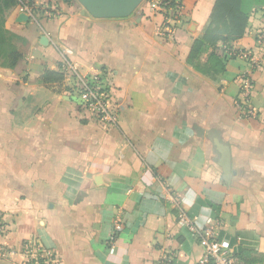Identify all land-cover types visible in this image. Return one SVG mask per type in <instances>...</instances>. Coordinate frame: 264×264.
I'll return each instance as SVG.
<instances>
[{
    "label": "crops",
    "instance_id": "obj_1",
    "mask_svg": "<svg viewBox=\"0 0 264 264\" xmlns=\"http://www.w3.org/2000/svg\"><path fill=\"white\" fill-rule=\"evenodd\" d=\"M130 1L125 18L94 17L92 0H34L57 11L40 21L6 12L21 58L0 62V264H24L30 240L60 264H203L180 211L232 253L264 257V66L232 52L263 55L264 6L184 0L168 31L148 0ZM65 61L107 75L113 125L69 95Z\"/></svg>",
    "mask_w": 264,
    "mask_h": 264
},
{
    "label": "built area",
    "instance_id": "obj_2",
    "mask_svg": "<svg viewBox=\"0 0 264 264\" xmlns=\"http://www.w3.org/2000/svg\"><path fill=\"white\" fill-rule=\"evenodd\" d=\"M152 11L161 15L165 21V29L173 30L178 21H182L184 17V0H148ZM174 1V4H171ZM25 11L33 21L43 19H52L57 16V11L53 6H47L45 9H36L34 5H22ZM256 50L263 53L260 58L255 57V52L243 50L234 52L239 58L245 60L252 67L264 66V30L257 34ZM230 50V49H229ZM66 73L69 75L70 87L69 95L75 97L79 107L85 111H90L95 119L107 126L115 123V114L111 111L112 90L107 75L101 72L99 75L86 76L77 71L68 61L64 62ZM239 87L242 97L250 101L252 82L247 75L239 78ZM178 223L182 227L192 231L194 237L200 241L205 247L203 264H242L240 258L223 247L218 241L217 228L212 225L211 221L203 229H197L192 221L187 217L185 212L178 213ZM7 233V225L0 216V239ZM23 255L25 256L24 264H30L36 260L35 254L45 253V250L37 240H30L23 244ZM6 253L5 248L0 245V258ZM34 254V255H33ZM170 256L166 257V264L172 263ZM42 264H60L54 256L41 259Z\"/></svg>",
    "mask_w": 264,
    "mask_h": 264
},
{
    "label": "trees",
    "instance_id": "obj_3",
    "mask_svg": "<svg viewBox=\"0 0 264 264\" xmlns=\"http://www.w3.org/2000/svg\"><path fill=\"white\" fill-rule=\"evenodd\" d=\"M34 0H0V62L6 67H15L17 62L20 60L21 55L16 51L13 45V36L9 32L7 27L6 12L14 7L22 6L25 4L32 5ZM223 4H232V7L241 6L243 11L246 13L250 12L253 5L250 1L245 0H222ZM171 4H174L172 1ZM264 6L262 3L261 7ZM239 8V7H238ZM200 43H196L194 49L190 55V61L194 60L198 54V46ZM47 76H51L54 79H61L62 75L56 73L47 72ZM239 256V255H238ZM242 264H250L252 257L239 256Z\"/></svg>",
    "mask_w": 264,
    "mask_h": 264
},
{
    "label": "water",
    "instance_id": "obj_4",
    "mask_svg": "<svg viewBox=\"0 0 264 264\" xmlns=\"http://www.w3.org/2000/svg\"><path fill=\"white\" fill-rule=\"evenodd\" d=\"M130 0H92L90 11L98 18H125L132 11Z\"/></svg>",
    "mask_w": 264,
    "mask_h": 264
},
{
    "label": "rangeland",
    "instance_id": "obj_5",
    "mask_svg": "<svg viewBox=\"0 0 264 264\" xmlns=\"http://www.w3.org/2000/svg\"><path fill=\"white\" fill-rule=\"evenodd\" d=\"M245 1H250L249 3L252 4L254 8H259L261 7L262 3H264V0H245ZM250 262H252L250 264H264V257L254 256L250 259Z\"/></svg>",
    "mask_w": 264,
    "mask_h": 264
}]
</instances>
